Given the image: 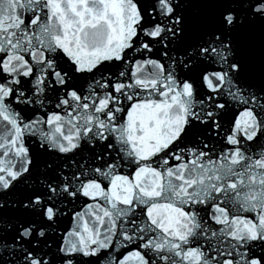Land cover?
<instances>
[{
  "label": "snow or ice",
  "instance_id": "6c2138e0",
  "mask_svg": "<svg viewBox=\"0 0 264 264\" xmlns=\"http://www.w3.org/2000/svg\"><path fill=\"white\" fill-rule=\"evenodd\" d=\"M0 264H264V0H0Z\"/></svg>",
  "mask_w": 264,
  "mask_h": 264
}]
</instances>
